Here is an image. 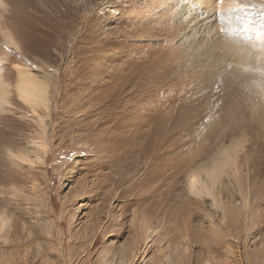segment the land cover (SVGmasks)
<instances>
[{
	"label": "rangeland",
	"instance_id": "374dc122",
	"mask_svg": "<svg viewBox=\"0 0 264 264\" xmlns=\"http://www.w3.org/2000/svg\"><path fill=\"white\" fill-rule=\"evenodd\" d=\"M242 1L2 0L0 264H264V44L237 33L215 62L195 18L242 30L264 0ZM24 68L47 109L20 98ZM225 155L223 218L187 181Z\"/></svg>",
	"mask_w": 264,
	"mask_h": 264
},
{
	"label": "bare ground",
	"instance_id": "6f19581e",
	"mask_svg": "<svg viewBox=\"0 0 264 264\" xmlns=\"http://www.w3.org/2000/svg\"><path fill=\"white\" fill-rule=\"evenodd\" d=\"M187 1L189 2L188 4L189 5L191 4L192 6L193 5L197 6V4H198L199 8H200V6H201V8H205L207 6V2H208V0H187ZM254 1L258 2L256 0H254ZM224 2H225V4H223L224 9L228 10L230 8V6L231 7L235 6L232 3V0H224ZM238 2L240 4H244V2L242 0H238ZM209 3H208V5H209ZM0 5H3L2 0H0ZM212 6L214 7V4ZM210 8L211 7H209V9ZM196 12H198V11H196ZM196 12H195V14H196ZM199 12L201 13V11H199ZM185 13H186V11H185ZM207 13L205 14V16H201V15L196 16L195 15V18H197V19L200 18V20L197 21V23H199L198 25H200L199 28H200L201 32H199L198 34L205 32V31H208V33H207V34H209L208 36H211L209 33L210 30H213V31L215 30V33L212 32L213 33L212 36L208 38V39H212V41L207 45V47L202 49V51L204 53L214 54L215 58H216L215 62L220 58V56H218L220 54L233 55L235 57L238 56V55H236V52L241 50V49H239V47H240L239 42H241V40L237 37V33H240V35H242L244 37L245 29L241 30V28L238 25H232L231 22L226 24V23H224V21H223L222 27H217V25H212V21H214V19L216 17L212 20L211 19L212 16L210 14H207ZM189 14H191V13H189ZM198 15H199V13H198ZM194 21H195V19H194ZM245 23L249 24L248 31L250 32L255 27V24L257 23V21H255L253 18H248V19L244 20L240 26L243 27V25ZM0 34L2 36L3 44H5L8 47H13L15 49H18L17 44H16L11 32L6 28V26L4 24L2 25L1 23H0ZM246 42H256V41L252 40V41H246ZM197 54H200V53H197ZM19 72H21V76L19 78L20 79L19 82L16 85V88H17V91H18L20 98L24 102L29 104L33 109L36 107H43V108L47 109V103H48L47 94L48 93H47L46 86L44 84L38 82L37 78L34 75H32L26 68L21 69ZM7 97H8V94H7V90H6V84H5L4 80L2 79V76L0 75V108H2L3 106H6ZM39 146L42 148L41 149V150H43L42 152H44L45 151L44 142L40 141ZM223 159L224 160L222 163L211 164V166H206L205 168L201 169L200 171L197 170L196 172L192 173L189 176V179L187 181V190H188V193L194 197H197V198L206 197V199H208L210 201L212 208L215 211L220 212L222 217L224 218L226 210H225V206H224V203H223V200L221 197V195H222V191H221L222 190V176L224 174H226V172H225L226 168H231V166H232L233 170H234L233 174L236 177V174L238 173V168L236 167L237 165H236V160H235L234 156L225 155V158H223ZM243 195H245V194H243ZM243 195H242L243 208L247 210L249 208V197L247 198V195H245V196H243ZM254 195H256V194H254ZM257 204L260 205L259 202ZM140 227H141V230L143 232L142 233L143 234V242L145 244H147L149 241L152 240L151 239V236H153L151 234L152 230H150V226L148 224L142 223V225H140Z\"/></svg>",
	"mask_w": 264,
	"mask_h": 264
},
{
	"label": "snow or ice",
	"instance_id": "6c2138e0",
	"mask_svg": "<svg viewBox=\"0 0 264 264\" xmlns=\"http://www.w3.org/2000/svg\"><path fill=\"white\" fill-rule=\"evenodd\" d=\"M232 3L235 5L234 7L229 8L227 11L229 13H238L241 11H246L247 6L244 4H240L238 0H232ZM261 11L259 12V21L255 24V27L252 31H248L249 24L245 23L243 25L245 29L244 39L246 41H256L257 43L264 44V4H261Z\"/></svg>",
	"mask_w": 264,
	"mask_h": 264
}]
</instances>
